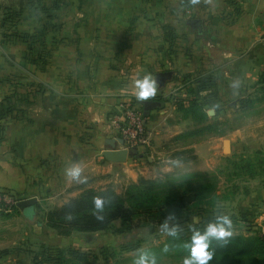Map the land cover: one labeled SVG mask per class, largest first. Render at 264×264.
Instances as JSON below:
<instances>
[{"label":"crops","instance_id":"crops-1","mask_svg":"<svg viewBox=\"0 0 264 264\" xmlns=\"http://www.w3.org/2000/svg\"><path fill=\"white\" fill-rule=\"evenodd\" d=\"M142 1L96 0L97 4L106 6L95 15L105 23L85 30L92 41L86 42L89 39L78 33L73 43L60 44L49 65L39 74L25 59L23 44L21 48L9 43L6 51L0 47V72L15 79L11 81V91L8 85L0 92V99H6L10 108L0 116V187L10 190L17 199L36 198L34 206L17 208L26 218L33 221L39 209L59 207L84 188L92 187L96 175L110 180L120 174L135 181L138 175L147 173L148 169L137 167L135 160L111 163L101 155L105 143L112 139L120 147L115 122L122 118V104L139 103L143 112L142 101L136 98L132 88L133 80L145 73L154 77L160 70L162 51H158V44L152 45L153 40L146 42L143 36V22L149 18L142 19L139 14ZM147 1L158 4L165 0ZM192 2L194 6L198 3L202 6L197 16L193 15ZM237 2L242 12L230 18V7L224 0H187L189 16L200 20L201 29H192L188 19L184 23L180 21L179 28L189 33L190 48L171 56L176 67L172 71L176 78L205 75L207 82L200 83L199 89L194 86L205 96L199 97L203 100L194 97L201 104L192 116L188 102L179 106L170 104L171 108L167 109L168 103L159 97L149 98L161 103L145 115L150 131V145L146 147L150 156L146 160L151 172L155 168L169 171L185 164L175 165L169 159L181 150L194 148L200 156L221 151L224 139L217 125L219 114L224 113V100H229L232 107L241 99L248 104H259L253 100L264 89L261 82L264 0ZM172 20L177 25L175 30L178 29V21ZM125 36L128 37L124 42ZM118 49L123 57L120 63L113 57ZM177 80L166 82L163 90L157 88L159 95L170 84H177ZM262 124L264 121L258 125ZM240 127L235 130L244 128ZM193 137L200 139L192 141ZM156 158H162L161 165L155 162ZM72 166L81 169L78 179L67 175V169ZM263 217L262 214L259 219Z\"/></svg>","mask_w":264,"mask_h":264},{"label":"rangeland","instance_id":"rangeland-1","mask_svg":"<svg viewBox=\"0 0 264 264\" xmlns=\"http://www.w3.org/2000/svg\"><path fill=\"white\" fill-rule=\"evenodd\" d=\"M53 1L0 0L1 49L6 51L10 44L16 43L15 45L20 47L23 44L24 49L22 51L25 57V50L28 45L21 40V36L26 32L33 34L48 28V21L45 16L49 12V8H46V6L52 4ZM60 1V8L55 13L56 17L52 18V23L55 25L46 32L47 45H49L50 37L54 36L58 40L57 46L51 52L49 63L60 44L73 43L77 39L78 33L84 39H89L86 41L88 42L92 37L85 34L87 33L85 30L90 31L93 28L101 27L97 26V24L103 25L105 23L102 19L95 17L98 11L101 12L100 10L106 7L104 3L97 4L96 0ZM228 1L224 0L230 7L229 17L232 18L234 17V7L229 5ZM232 1L235 2L242 12L237 0ZM186 2L185 0L180 3L177 0H165L155 4L143 0L139 4V14L142 19L149 18L148 22H143L145 41L151 42L153 40L152 45L158 44V51H162L159 52V55L162 56L160 57L159 71H172L173 69L176 71V67L171 61V56L179 50L183 51V49L190 48L189 33L184 31L183 28H179V26H182L180 25L182 22L184 23L190 18L191 10L188 11L186 9ZM193 2L191 6H194ZM148 4H151L152 8ZM5 6L12 9V14L1 25ZM221 6L224 7V5ZM19 7L23 8L20 11H14ZM200 9H202V6L198 3L192 9L195 11L193 15L197 16ZM153 15L155 17H152ZM172 19L178 21V29L176 30L175 27L177 25H174L175 23L172 22ZM100 37L101 40L104 38L103 35ZM127 37H122L124 42ZM118 51L113 57L117 63H120L119 60H123V57L120 52L121 49H118ZM163 65H165L164 68H162ZM35 70V73L38 74L42 72L37 68ZM122 70L124 71L125 68L123 67ZM4 74L6 73L0 72V92L5 91L8 85L11 91L13 84L11 81H15L13 77L11 78ZM173 78H175V81L178 79L177 84H170V87L160 95L156 91L155 97H159L164 103L167 102L168 104H165L167 109L171 108L170 104L179 106L188 102V111H190L192 116L195 108L201 104V102L195 101L194 97L198 100L205 96L203 93L200 94L195 88L199 89L200 83L207 82L205 81L206 76H201L200 73H197L193 76L180 75L179 78H176V75L173 74L170 80H173ZM208 78L211 77L208 76ZM197 79L199 82H195ZM192 80L193 86L191 85ZM190 87L194 88V91ZM256 101L259 104L253 105L241 99L237 104L235 101L234 107H232L229 100H224L222 108L224 113L222 115L219 114L220 120L217 126L220 129L219 131L222 132L223 139L229 141L228 151L221 149L218 153H212L211 151L205 154L206 156L204 154L200 156V154H195L193 148L190 152L180 156V158H187V161L182 166L172 167L169 171H157L155 168L151 172L146 160V156H150V154L146 151V148H140L138 150L143 152V157H134L130 160H135L137 167L147 168V173L138 175L135 181L127 180L120 174L117 179L112 178L110 180L109 178L103 179L101 175H96L92 180L94 184L91 188L102 189L111 186L115 192L123 193L128 184L144 178L157 183L153 185H159L155 190L162 196L167 186H172L171 191H174L177 189L174 188L175 185L179 182L187 183L195 180L194 185H197L198 181L204 182L215 186L217 201L213 210H216L215 213L217 214L230 216L232 220V235L241 234L247 236L254 234L258 230H264V217L259 219L260 215H264V125H258L264 121V89L259 93V97L253 100V103ZM135 105L138 106L139 103ZM4 107H8V105L6 99L3 100L2 98L0 99V112ZM138 107L140 108V106ZM193 123H191V126ZM238 126L244 128L235 130V127ZM199 139L200 137L191 138L192 141H198ZM169 159L175 165L183 163L173 155ZM190 161L191 163H187ZM155 162L161 165L162 158H156ZM190 174H193L192 177ZM0 191L16 198L6 188L0 187ZM53 208L55 207L50 209ZM46 211L39 209V214L33 221L26 218L24 214H20L17 209H12L7 213L0 212V251L6 250L5 254L0 257V264H29L34 255L40 254L43 247L54 248L53 251L62 249L64 257L61 264H134L135 257L138 254L137 249H145L154 253L157 257V264H183V258L188 254L184 248L185 240L179 234L183 232V238L185 236L190 238L191 225H175L178 230V235L175 237L169 236L164 230L154 226H135L130 232L125 233H115L110 230L72 231L68 236H61L47 225L44 218V212ZM197 220L198 218L192 219L193 222ZM114 224L118 225V221H115ZM127 243L135 248L123 249L122 247ZM68 249L84 253L87 256V260H78L76 256H72L67 252Z\"/></svg>","mask_w":264,"mask_h":264},{"label":"trees","instance_id":"trees-1","mask_svg":"<svg viewBox=\"0 0 264 264\" xmlns=\"http://www.w3.org/2000/svg\"><path fill=\"white\" fill-rule=\"evenodd\" d=\"M32 1V0H31ZM60 0H54L52 4L46 6L49 12L46 14L47 29H42L33 34L24 33L21 40L28 45L25 50V59L40 71L45 70L49 63L51 52L58 44L56 37H50L49 45L46 41V32L55 24L52 18L56 17V11L60 8ZM229 5L234 7V16L241 13L240 8L232 0ZM23 8V7H22ZM18 8L14 11H20ZM15 13V12H14ZM12 9L4 7V17L1 25L11 16ZM261 82H264V71L261 74ZM9 107H4L0 116L8 113ZM190 149L181 150L174 156L181 162H186L187 158H180L182 154L190 152ZM193 174H190L192 177ZM196 181L179 182L171 191L172 186H167L164 195H159L155 189L159 185L153 180L140 178L137 182H131L123 193H117L111 186L102 189L84 188L75 197L69 198L59 207H55L44 212V218L47 225L53 228L58 235L68 236L72 231L91 232L98 230H110L115 233L130 232L135 226H154L162 230L161 224L171 213L175 218L169 220V226L172 225H191L203 229L204 224L213 220L217 215L213 210L217 201L215 186ZM169 187V188H168ZM186 187V188H185ZM167 190V191H166ZM103 197L106 201L102 215L103 220L96 219L93 214L95 209L93 205L94 197ZM161 196V197H159ZM35 204H33L34 206ZM17 209V207H14ZM193 218H198L193 222ZM118 221V225L114 222ZM182 239L185 242L190 238L185 236ZM191 236V234H190ZM184 242V244H185ZM134 249L127 243L123 249ZM210 248L215 249L214 256L209 264H264V230H258L252 235L235 234L227 238V242L213 240ZM44 248L40 254L34 255L29 264H61L64 251L62 249ZM6 250L0 251V257ZM67 252L76 256L80 261H86L87 256L74 249H68ZM106 257V255H104Z\"/></svg>","mask_w":264,"mask_h":264},{"label":"clouds","instance_id":"clouds-1","mask_svg":"<svg viewBox=\"0 0 264 264\" xmlns=\"http://www.w3.org/2000/svg\"><path fill=\"white\" fill-rule=\"evenodd\" d=\"M132 88L136 98L140 101H145L150 97H154L157 91V80L150 73H145L138 76L132 82ZM81 169L78 166H72L67 169V175L73 179L80 177ZM106 201L103 197L97 196L93 198L94 215L96 219L103 220L102 215ZM175 218L174 214H169L161 224L169 236H177L178 230L175 225L169 226V220ZM232 235V220L229 215L217 214L213 220H210L203 229L193 227L191 229L190 240L185 242L184 248L188 254L183 258V264H209L214 256L215 249L210 248L213 240L227 242V238ZM137 256L134 264H157V257L154 253L145 250L137 249Z\"/></svg>","mask_w":264,"mask_h":264},{"label":"water","instance_id":"water-1","mask_svg":"<svg viewBox=\"0 0 264 264\" xmlns=\"http://www.w3.org/2000/svg\"><path fill=\"white\" fill-rule=\"evenodd\" d=\"M187 23L192 29H201V23L199 19L196 18H189L187 20ZM173 76V72L171 70H162L159 72H156L154 75V78L157 80V88L162 89L166 82H168ZM161 103L158 100H152V99H147L145 101H142V109H143V114L148 115L150 109L154 107L160 106ZM119 144L120 147H117V142L112 139L109 142H106L104 145V149L101 151L102 157L111 162V163H124L127 160L131 158H142L143 157V152H140L138 148L132 146V147H122L123 145V140L119 138ZM222 150L223 151H228L229 150V141L227 139H224L222 142ZM149 159V157H147ZM36 202L35 197H28V198H22L19 199L16 202V207L19 210H24L30 206H32Z\"/></svg>","mask_w":264,"mask_h":264},{"label":"built area","instance_id":"built-area-1","mask_svg":"<svg viewBox=\"0 0 264 264\" xmlns=\"http://www.w3.org/2000/svg\"><path fill=\"white\" fill-rule=\"evenodd\" d=\"M123 114L121 120L115 122L118 136L123 140L122 147L146 148L150 145V131L147 128L146 116L142 110L133 103L122 104ZM19 199L0 191V212H10L16 207Z\"/></svg>","mask_w":264,"mask_h":264}]
</instances>
